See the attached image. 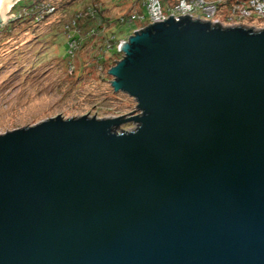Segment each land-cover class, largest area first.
Instances as JSON below:
<instances>
[{
  "label": "water",
  "instance_id": "obj_1",
  "mask_svg": "<svg viewBox=\"0 0 264 264\" xmlns=\"http://www.w3.org/2000/svg\"><path fill=\"white\" fill-rule=\"evenodd\" d=\"M181 18L109 70L138 115L0 135V264H264V30Z\"/></svg>",
  "mask_w": 264,
  "mask_h": 264
},
{
  "label": "rangeland",
  "instance_id": "obj_2",
  "mask_svg": "<svg viewBox=\"0 0 264 264\" xmlns=\"http://www.w3.org/2000/svg\"><path fill=\"white\" fill-rule=\"evenodd\" d=\"M45 1L54 10L38 14L37 9L29 11L32 6L28 8L35 0H17L6 13V16H13L0 26V135L58 115L64 119L85 115L91 118L96 115L97 119L138 115L137 101L127 93L115 92L112 87L114 78L109 75V70L122 60L123 55L111 56L115 52H104L100 45L105 40L99 38L86 45L80 44L84 35L79 34L77 27L70 29L66 25L77 12L80 18L84 17L85 8L95 3L113 21L138 9L141 2L67 0L70 3L63 6L62 0ZM225 10L223 6L218 14L222 28L264 30V19L255 16L229 21ZM143 13L147 17V11L143 10ZM141 27L140 24L138 29ZM128 28L129 25L121 27V40L128 41L138 30L130 34ZM73 39L79 44L72 51L70 41ZM105 61L108 63L104 64ZM136 127V123L128 122L115 131H133Z\"/></svg>",
  "mask_w": 264,
  "mask_h": 264
},
{
  "label": "built area",
  "instance_id": "obj_3",
  "mask_svg": "<svg viewBox=\"0 0 264 264\" xmlns=\"http://www.w3.org/2000/svg\"><path fill=\"white\" fill-rule=\"evenodd\" d=\"M222 1L223 0H182L178 5L166 10L161 0H142V5L147 11V17L145 15L135 14L129 21L140 20L142 23H144V25L136 31L143 30L151 24L165 22L170 19L171 16H174L176 21H180L182 19L181 17L189 15L193 20L210 22L213 25H217V23H220L218 14L221 9L219 5L222 3ZM48 2L50 3L51 0H48ZM31 6L28 7H31V10L29 11L33 12V9H37L38 14H46L54 10L53 6L50 7L47 5L45 0H35V3ZM88 12L89 14L93 15L94 10L89 8ZM255 16L260 19H264V0H244L238 2L233 7L232 12L229 14L228 20L250 19L254 18ZM77 42L78 41L75 39L70 41V46L73 48L72 51L76 48L77 44H79V42ZM126 42L127 41L121 40L116 44L119 53H123L122 48ZM113 49L114 45L111 43V41L105 40L103 47V50H105L104 52Z\"/></svg>",
  "mask_w": 264,
  "mask_h": 264
},
{
  "label": "trees",
  "instance_id": "obj_4",
  "mask_svg": "<svg viewBox=\"0 0 264 264\" xmlns=\"http://www.w3.org/2000/svg\"><path fill=\"white\" fill-rule=\"evenodd\" d=\"M57 1V0H55ZM141 2V5L138 9H132L126 14H123L122 16H119L117 19L111 21L109 18H107L104 15L103 9L100 7L99 4L95 3L87 8H85V16L80 18V15L77 12L71 19V21L66 25V28H75L77 27L79 29V34L84 35V38L81 42L86 45L88 41L99 38L102 40H109L114 45L113 50H109L112 52H115V54L111 56H117V55H123V53L118 52V48L116 47V44L121 40V36H119V32L122 30L121 27L124 25H129V28L127 30V33L129 32L131 34L132 31L138 29L141 26L144 25L140 20H134L129 21L132 19V17L135 14L144 15L143 10H146L145 7L142 5V0H139ZM139 1H136L135 3H138ZM164 8L166 10L174 7L175 5H178L180 1L182 0H161ZM244 0H223L222 3H220L219 7L220 12L222 11V7L225 6V13L229 17V14L232 12L233 7L238 3ZM63 3L64 5H67L70 3L67 0H62L61 5ZM32 5V4H31ZM30 5V6H31ZM60 5V6H61ZM89 8L94 10L93 15L89 14ZM18 15V14H15ZM124 21V22H123ZM20 24V22H19ZM116 28H118V31H116ZM107 29H111L110 32H106ZM66 31V30H65ZM67 32V31H66ZM101 48L104 47V41L100 45ZM84 47V46H83ZM108 52V51H106ZM108 63L107 61L104 62V64Z\"/></svg>",
  "mask_w": 264,
  "mask_h": 264
}]
</instances>
